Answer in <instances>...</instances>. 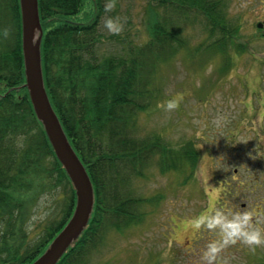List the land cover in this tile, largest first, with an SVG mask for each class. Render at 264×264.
Segmentation results:
<instances>
[{
    "label": "trees",
    "instance_id": "1",
    "mask_svg": "<svg viewBox=\"0 0 264 264\" xmlns=\"http://www.w3.org/2000/svg\"><path fill=\"white\" fill-rule=\"evenodd\" d=\"M230 2L146 0L145 32L136 33L130 24L124 34L106 35L104 0H38L46 90L94 187L88 223L55 264L88 262L111 236L129 234L155 211L166 193L144 195L133 188L152 167L177 173L179 185L197 175L201 153L195 142L174 143L146 121L163 95L158 73L177 53L195 60L207 49L246 48ZM197 23L201 38L194 42L189 28ZM4 27L9 32H0V264H30L67 222L76 196L25 85L19 0H0ZM57 186L63 187L61 211L32 232L28 223L38 198ZM151 259L98 264H157ZM258 261L264 264V257Z\"/></svg>",
    "mask_w": 264,
    "mask_h": 264
},
{
    "label": "rangeland",
    "instance_id": "2",
    "mask_svg": "<svg viewBox=\"0 0 264 264\" xmlns=\"http://www.w3.org/2000/svg\"><path fill=\"white\" fill-rule=\"evenodd\" d=\"M118 3L105 16H120V33L130 24L136 33L145 32L146 0ZM230 12L242 23L238 40L246 48L239 53L236 46L207 49L195 60L177 53L158 73L163 95L146 121L174 143L195 142L201 153L197 175L179 185L177 173L152 167L149 177L136 179L137 192L164 191L167 198L129 234L111 236L84 264L110 258L130 262L131 257L135 263L150 257L157 264H201V250L218 234L197 218L217 207H246L254 221L264 223V198L248 193L250 183L252 188L254 182L264 184V37L255 26L262 21L264 27V0H231ZM102 30L113 33L103 23ZM189 30L194 42L201 38L198 23ZM170 100L174 107L167 106ZM62 198V186L40 195L28 223L32 232L58 215ZM262 257L264 243L250 246L237 240L213 264H257Z\"/></svg>",
    "mask_w": 264,
    "mask_h": 264
},
{
    "label": "water",
    "instance_id": "3",
    "mask_svg": "<svg viewBox=\"0 0 264 264\" xmlns=\"http://www.w3.org/2000/svg\"><path fill=\"white\" fill-rule=\"evenodd\" d=\"M19 2L25 85L34 111L75 188L76 198L72 214L46 249L30 263L55 264L88 223L94 206V189L90 175L70 143L46 90L41 56L43 28L38 0ZM258 25L262 26L263 23L260 21Z\"/></svg>",
    "mask_w": 264,
    "mask_h": 264
},
{
    "label": "clouds",
    "instance_id": "4",
    "mask_svg": "<svg viewBox=\"0 0 264 264\" xmlns=\"http://www.w3.org/2000/svg\"><path fill=\"white\" fill-rule=\"evenodd\" d=\"M115 7V0H104V9L109 11ZM104 27L109 32L118 33L122 30L123 23L119 15H107L101 18ZM7 35L9 29H0ZM169 108L175 106L174 101H168ZM253 214L246 207L229 208L217 207L197 219L210 229L217 230L218 239L211 240L201 250V264H213L217 261L220 251L230 243L237 240L247 245L264 243V223L254 221Z\"/></svg>",
    "mask_w": 264,
    "mask_h": 264
},
{
    "label": "flooded vegetation",
    "instance_id": "5",
    "mask_svg": "<svg viewBox=\"0 0 264 264\" xmlns=\"http://www.w3.org/2000/svg\"><path fill=\"white\" fill-rule=\"evenodd\" d=\"M255 181V179H254ZM264 184L261 182H254V186L253 188L251 187V183H250V189L248 191V193L250 192V194H254V196H262L264 198Z\"/></svg>",
    "mask_w": 264,
    "mask_h": 264
}]
</instances>
